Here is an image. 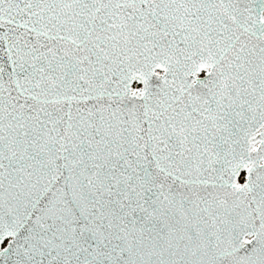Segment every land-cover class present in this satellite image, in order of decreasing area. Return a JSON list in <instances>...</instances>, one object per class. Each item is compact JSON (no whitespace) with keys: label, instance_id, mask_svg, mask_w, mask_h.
Here are the masks:
<instances>
[{"label":"snow or ice","instance_id":"6c2138e0","mask_svg":"<svg viewBox=\"0 0 264 264\" xmlns=\"http://www.w3.org/2000/svg\"><path fill=\"white\" fill-rule=\"evenodd\" d=\"M0 264H264V0H0Z\"/></svg>","mask_w":264,"mask_h":264}]
</instances>
